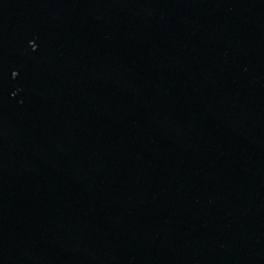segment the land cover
<instances>
[{"label":"water","instance_id":"obj_1","mask_svg":"<svg viewBox=\"0 0 264 264\" xmlns=\"http://www.w3.org/2000/svg\"><path fill=\"white\" fill-rule=\"evenodd\" d=\"M0 264H264V0H0Z\"/></svg>","mask_w":264,"mask_h":264},{"label":"snow or ice","instance_id":"obj_2","mask_svg":"<svg viewBox=\"0 0 264 264\" xmlns=\"http://www.w3.org/2000/svg\"><path fill=\"white\" fill-rule=\"evenodd\" d=\"M15 74V77L17 76V73L16 72H13L12 75Z\"/></svg>","mask_w":264,"mask_h":264}]
</instances>
